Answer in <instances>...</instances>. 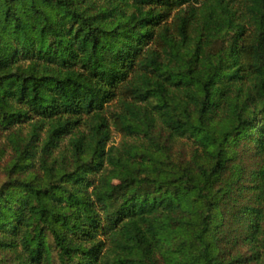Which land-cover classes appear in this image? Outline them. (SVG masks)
Listing matches in <instances>:
<instances>
[{
    "label": "trees",
    "instance_id": "trees-1",
    "mask_svg": "<svg viewBox=\"0 0 264 264\" xmlns=\"http://www.w3.org/2000/svg\"><path fill=\"white\" fill-rule=\"evenodd\" d=\"M0 264H264V0H0Z\"/></svg>",
    "mask_w": 264,
    "mask_h": 264
},
{
    "label": "rangeland",
    "instance_id": "rangeland-1",
    "mask_svg": "<svg viewBox=\"0 0 264 264\" xmlns=\"http://www.w3.org/2000/svg\"><path fill=\"white\" fill-rule=\"evenodd\" d=\"M112 140L117 142L118 141V136L114 134L113 137H112Z\"/></svg>",
    "mask_w": 264,
    "mask_h": 264
}]
</instances>
